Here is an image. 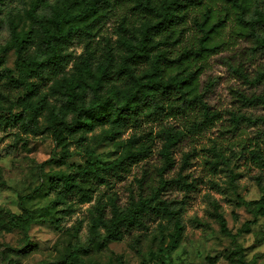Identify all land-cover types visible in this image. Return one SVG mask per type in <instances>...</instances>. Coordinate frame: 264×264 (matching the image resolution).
<instances>
[{"label":"rangeland","instance_id":"374dc122","mask_svg":"<svg viewBox=\"0 0 264 264\" xmlns=\"http://www.w3.org/2000/svg\"><path fill=\"white\" fill-rule=\"evenodd\" d=\"M174 1L182 20L171 27L181 32L180 40L169 37L170 26L160 25L150 33L148 60L133 61L121 40L141 39L139 27L149 19L159 25ZM201 1L158 0L157 14L149 17L140 0H111L78 24L87 35L61 46L63 60L55 69L21 73L13 49L0 54V72L11 71L0 73V264H234L238 257L264 264V169L248 158L250 151L264 152V124L255 121L264 117V77L254 80L264 55L250 53L232 0ZM79 3L59 0L58 7L77 13ZM35 5L45 1L18 0L9 20L16 33L28 36L26 57L41 45L36 25L42 17ZM208 9L212 18L205 28L220 22L206 43L209 50L203 58L185 57L199 49L202 29L195 21ZM91 64L109 75L97 101L112 110L139 79H157V66L180 67L182 77L197 73V96L183 113L139 117L137 123L111 118L75 129L83 118ZM71 80L79 87L77 104L59 107L54 93ZM200 101L210 120L197 128ZM128 151L139 155L108 169ZM83 173L90 198L57 189L55 177L70 175L78 184ZM162 202L184 204L185 236L175 250L168 249L170 217L146 214L132 226L125 221L137 206ZM218 214L228 234L221 232ZM114 232L121 241L109 240Z\"/></svg>","mask_w":264,"mask_h":264},{"label":"trees","instance_id":"16d2710c","mask_svg":"<svg viewBox=\"0 0 264 264\" xmlns=\"http://www.w3.org/2000/svg\"><path fill=\"white\" fill-rule=\"evenodd\" d=\"M45 5H35L33 11L40 15L42 19L36 25V30L41 34V45L36 53L29 57L25 53L28 44V36L16 33L15 27L9 20H12L17 10L18 0H0V54H4L8 50H14L16 53L15 66L22 72L38 73L45 67L52 69L60 67L63 57L60 55L61 46L70 42H74L80 36L87 35L86 28H81L78 24L90 17L101 13L108 7L111 0H80V10L77 13L62 12L59 10V0H44ZM194 4H201V0H187ZM236 8L237 19L243 28L244 34L250 41V53L264 55V0H232ZM174 6L179 4L172 2L167 9L173 8V11L166 12L161 23L152 24L149 19V25L143 24L139 27L141 39L133 37L130 41L122 39L121 44L124 45L131 53V59L135 62L148 60L150 53L149 38L151 31L168 29V35L178 42L181 38V32L176 31L171 26L179 24L182 18L175 15ZM158 0H140V9L151 14H157ZM176 8V7H175ZM176 17V18H175ZM202 21L196 20L195 23L202 29V37L200 39L199 49L196 51L187 50L184 56L203 58V52L209 50L207 42L211 39L213 33L217 30L220 22L213 23L207 28L206 24L211 20L210 9L203 15ZM162 25V26H160ZM160 26V27H159ZM58 43V45H56ZM86 77L84 92L86 94L85 108L83 109V118L73 124L75 129L90 128L93 124L104 122L111 118L116 121L134 120L137 123L140 118H157L165 113H183L193 103L197 96L195 93L196 74L189 73L182 77L179 71L180 67L175 70L168 71L167 67H155L157 79L153 76H145L136 82L133 92L129 93L123 104L115 110L109 108L104 102L97 101V91L102 88L104 82L107 81L108 74L99 64H91L86 66ZM100 78H96L98 73ZM0 73H8L11 71L5 69ZM264 77V66L256 73L254 80H261ZM79 96V87L75 81H68L63 84L54 93L56 105L64 108H74L77 104ZM202 111V119L195 122L194 125L200 128L210 120L208 108L200 101ZM32 108V107H31ZM34 110V108H32ZM140 117V118H139ZM248 121L251 119L248 118ZM255 121L264 124V117L257 118ZM25 124L29 128L36 129L37 123L34 120H26ZM264 136V133H261ZM7 152L5 155H9ZM141 154V153H140ZM139 153L126 152L108 169L114 167H122L127 161L137 158ZM248 158L252 160L260 169H264V152L261 150H253L248 153ZM88 175L83 173L78 184L70 175H61L55 177L57 189L65 196L69 194H78L81 200L90 198L91 183L87 178ZM94 179L102 178L98 173L92 174ZM184 204L181 202L160 203L155 207L140 205L134 208L125 218L127 226L141 223L142 216L146 214H163V217H170L173 225V234L169 239L168 249L175 250L182 242L185 234ZM217 220L223 234H228L225 219L221 214L216 215ZM109 240L119 242L122 240L121 235L117 232L109 235ZM234 264H247L242 257H238Z\"/></svg>","mask_w":264,"mask_h":264}]
</instances>
